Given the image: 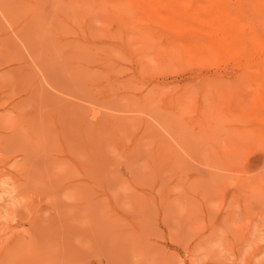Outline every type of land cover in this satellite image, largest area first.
I'll return each instance as SVG.
<instances>
[{"label": "rangeland", "instance_id": "374dc122", "mask_svg": "<svg viewBox=\"0 0 264 264\" xmlns=\"http://www.w3.org/2000/svg\"><path fill=\"white\" fill-rule=\"evenodd\" d=\"M99 2L0 0V264H264V5Z\"/></svg>", "mask_w": 264, "mask_h": 264}, {"label": "bare ground", "instance_id": "6f19581e", "mask_svg": "<svg viewBox=\"0 0 264 264\" xmlns=\"http://www.w3.org/2000/svg\"><path fill=\"white\" fill-rule=\"evenodd\" d=\"M74 1H76L78 4H82V1H84V0H74ZM99 1H102V2H99L100 4H107L109 7L111 6V8H113V10L115 11V17H114V19L115 20H117V22L118 23H123L124 24V27L125 28H129V29H133L134 27H135V23H133V22H131V20H129V17H131V18H133L134 19V22H138V23H141L140 25H144L145 27L144 28H142L141 26H137V28L139 29V31H140V35H139V37L144 41V46H139V51H140V55H141V57L145 60V58H146V20L147 21H149V22H151L150 20H152L153 22H152V24H154L155 25V23H154V21H157L159 24H161L163 27H165V28H175V29H177V30H182L183 28H184V30L185 31H188V30H186V29H188V28H192V24H197V26H198V24H199V26H200V24L203 26V27H207V28H211L212 30H213V26L215 25V23H214V25L212 26V22H210L212 19H210V21H207V20H200V19H198V17L197 16H193L192 15V13H196V10L198 9V8H201V9H203V11L204 10H210V8L209 7H207V5L205 6V5H203V3L204 4H208V5H212V6H215V8H216V6L219 8V7H222L221 9H219V10H222L223 9V11L225 10L224 9V6L226 5V7L228 6L227 4H222L221 2H220V0H201L203 3H202V5H200L201 4V2H200V4H199V2H198V4L196 3V2H191V0H188V1H184V0H167L168 1V3H165V2H163V1H156V0H99ZM165 1V0H164ZM240 1V0H239ZM243 1V3H244V1L245 0H242ZM253 1V0H252ZM260 3H262L263 5H264V0H258ZM229 2H230V0H229ZM92 3V2H91ZM194 5H193V4ZM224 3H225V0H224ZM232 4V3H231ZM235 4V3H234ZM233 4V5H234ZM237 5V4H236ZM232 6V5H231ZM230 6V7H231ZM238 6V5H237ZM240 7H241V5H239ZM238 6V7H239ZM256 6H258V5H256ZM177 7H179L178 9H180V7L181 8H183V11L184 10H186L187 12H190V14H191V16H190V22L188 23V22H186L185 20H186V18H185V20H176V18H175V20L176 21H174V20H172L171 18L169 19V18H167V17H158V18H156V19H153V18H149L148 16V18H146V14L147 15H150V16H153V14H154V12H156V11H158L159 12V10H161V9H164V8H169V10H170V8L172 9V10H174L175 8H177ZM243 7V6H242ZM214 8V9H215ZM217 8V9H218ZM229 8V7H228ZM232 8V7H231ZM178 9H177V12H178ZM213 9V10H214ZM230 9V8H229ZM258 9H260V8H258ZM199 10V9H198ZM208 10V11H209ZM216 10V9H215ZM168 11V10H167ZM181 12H182V10H180ZM208 11H207V13H208ZM226 11V10H225ZM148 12V13H147ZM153 12V13H152ZM164 12V11H163ZM186 12V13H187ZM221 12V11H220ZM168 13V12H167ZM180 13V12H179ZM204 13V12H203ZM216 13H218V11H216ZM152 14V15H151ZM159 14V13H158ZM160 14H162V13H160ZM166 14V13H165ZM197 14H199V13H197ZM205 14V13H204ZM203 14V15H204ZM214 14H215V12H214ZM223 14V13H222ZM183 15H185L184 14V12H183ZM188 15V14H187ZM202 15V16H203ZM216 15V14H215ZM219 15V14H218ZM239 15V14H238ZM163 16V15H162ZM172 16V15H171ZM189 16V15H188ZM205 16H206V14H205ZM154 17V16H153ZM207 17H209V15H207ZM207 17H202V18H207ZM253 17V16H252ZM172 18H174V17H172ZM188 18V17H187ZM212 18V17H211ZM218 18H222V20L221 19H218ZM225 18V17H224ZM223 17H218L217 16V18H216V21L217 22H219V25H216V28L217 29H215V32H216V34L218 33V34H220V36L219 37H216L217 38V41H218V43L220 44V43H223V41H225V39H226V37H225V34H224V36H223V34L222 33H225L224 32V30L223 29H226V27L228 26V24H227V22L225 21V19H224ZM189 19V18H188ZM218 19V20H217ZM240 19V18H239ZM252 19V18H251ZM215 20V19H214ZM216 21H214V22H216ZM232 20L230 19V22H231ZM217 22H216V24H217ZM157 23V24H158ZM212 23V24H211ZM229 23V22H228ZM237 23H238V21H237ZM240 23V22H239ZM244 23V22H243ZM157 24L155 25V26H157ZM227 24V25H226ZM230 24V23H229ZM245 24V23H244ZM232 25V24H231ZM256 25V24H255ZM159 26V25H158ZM190 26V27H189ZM220 27V28H218V27ZM234 26V25H233ZM194 28H195V26H193ZM229 27V26H228ZM230 28H232V27H230ZM239 28V27H238ZM251 28V27H250ZM264 28V27H263ZM197 29L199 30V27H197ZM201 29H202V27H201ZM244 29V28H243ZM245 29H247V28H245ZM197 30V31H198ZM203 30V29H202ZM206 30V29H205ZM168 31V30H167ZM226 31H228V30H226ZM236 31V30H235ZM252 31V30H251ZM169 32H170V30H169ZM173 32V31H172ZM179 32V31H178ZM205 32V31H204ZM229 32V31H228ZM236 32H238V31H236ZM236 32H234V33H236ZM243 32V31H242ZM249 32V31H248ZM194 33V32H193ZM197 33V32H196ZM230 33V32H229ZM241 33V32H240ZM247 33V32H246ZM245 33V34H246ZM184 34V33H183ZM215 34V33H214ZM238 34V33H237ZM236 34V35H237ZM242 34V33H241ZM256 34H259V33H256L255 32V36H256ZM173 35V34H172ZM226 35H227V33H226ZM244 35V34H243ZM260 36H261V34H259ZM259 35H257L256 37H258ZM173 36H175V35H173ZM187 36V35H186ZM209 36V35H208ZM235 36V35H234ZM246 36H247V34H246ZM178 37H179V35H178ZM181 37V36H180ZM183 37V36H182ZM201 37L202 36H200V40H201ZM238 37V36H237ZM240 37V36H239ZM244 37V36H243ZM243 37H240V38H242L243 39ZM252 37H254V36H252ZM174 38V37H173ZM172 38V39H173ZM191 38H192V36H191ZM191 38H188V39H190L189 41L190 42H192V41H194V39H196V37H194V39L192 40ZM203 38H205V37H203ZM248 38V37H247ZM246 38V39H247ZM254 40H255V38H253ZM263 39V38H262ZM211 40V39H210ZM209 40V41H210ZM156 41V40H155ZM164 41V40H163ZM177 41H181V40H177ZM182 41H184V40H182ZM181 41V43L183 44V42ZM186 41H188L187 40V37H186ZM186 41H184V42H186ZM196 41V40H195ZM194 41V44L196 43L197 45H199L197 42H195ZM197 41H199L198 39H197ZM202 41H203V39H202ZM213 41V40H212ZM250 41H252V40H250ZM263 41V40H262ZM261 41V42H262ZM158 42V41H157ZM199 42H201V41H199ZM207 43L208 41H206V40H204L203 42H202V44L203 43ZM211 42V41H210ZM214 42V41H213ZM213 42H211L210 44H209V42L207 43V46H208V44L211 46L212 45V47H213V45H214V43ZM264 42V41H263ZM180 43V42H179ZM187 43V42H186ZM213 43V44H212ZM226 43H229V42H226ZM240 43V42H239ZM165 44H166V42H165ZM193 44V45H194ZM202 44L200 43V45H201V47H202ZM219 44H217L218 46H219ZM232 44V43H231ZM204 45V44H203ZM216 44H215V46H217ZM243 45V44H242ZM253 45V44H252ZM177 46V45H176ZM184 46H186V44H184ZM189 46V45H188ZM205 46V45H204ZM203 46V47H204ZM190 47L193 49V47H192V45H190ZM194 47H195V45H194ZM198 47V46H197ZM212 47H209V50H210V48L212 49ZM232 47V46H231ZM179 48V47H178ZM177 48V49H178ZM214 48V47H213ZM216 48H218V47H216ZM215 48V49H216ZM246 48V47H245ZM166 49V48H165ZM169 49V48H168ZM175 49V48H174ZM174 49H172V50H174ZM190 49V48H189ZM188 49V50H189ZM194 49H196V48H194ZM193 49V50H194ZM198 49H200V46L198 47ZM205 49V48H204ZM214 49V50H215ZM222 49V48H221ZM235 49V48H234ZM167 50V49H166ZM172 50H170L171 52H170V54L172 53H174V52H177L178 50H176L175 49V51H172ZM180 50V49H179ZM182 50V49H181ZM180 50V51H181ZM184 50H185V48L183 49V51L182 52H184ZM186 50H187V48H186ZM201 50H202V48H201ZM201 50H199L200 52H201ZM218 50V49H217ZM217 50H215V51H217ZM226 50V49H225ZM229 50H230V48H229ZM232 50V49H231ZM236 50V49H235ZM253 50V49H252ZM168 51V50H167ZM196 51V50H195ZM207 51H208V49H207ZM207 51L205 50V52L207 53ZM212 51H213V49H212ZM212 51L210 50V51H208L209 53L211 52V55H213L214 57L217 55V53L214 55V52H213V54H212ZM228 51V50H227ZM248 51V50H247ZM244 52H246V51H244ZM254 52V51H253ZM188 53V52H187ZM191 52H189V54H190ZM196 53H198V52H196ZM202 54H203V52H201ZM200 53V54H201ZM182 54H185V52L184 53H182ZM199 54V55H200ZM221 54V53H220ZM238 54V53H237ZM188 55V54H187ZM186 54L184 55L185 56V59H186V56H187ZM191 55H193V53L191 54ZM191 55H190V57H191ZM197 55V54H196ZM218 55H219V51H218ZM201 56V55H200ZM204 56H205V54H204ZM212 56V57H213ZM220 56V55H219ZM197 57V56H196ZM208 57H210V56H205V58L206 59H208ZM188 58V57H187ZM188 59H191V58H188ZM188 59H186V60H188ZM195 59V58H194ZM197 60H198V58H196ZM203 59V58H202ZM192 61H193V58L191 59ZM197 60H196V62H197ZM188 61H190V60H188ZM206 62V61H205ZM238 62V61H237ZM201 63H203V62H201ZM207 63V62H206ZM256 64V63H255ZM262 65H260V67H261ZM260 67H258V69H261L262 70V68H263V66H262V68H260ZM256 70V69H255ZM247 71H248V69H247ZM261 72V71H260ZM261 74V73H260ZM262 78V77H261ZM264 78V77H263ZM258 80V79H257ZM226 85V84H225ZM254 86V85H253ZM256 87V86H255ZM255 90V89H254ZM262 90V89H261ZM240 91V90H239ZM226 92V91H225ZM241 92V91H240ZM86 95V94H85ZM92 98V97H91ZM247 98V97H246ZM250 99V98H249ZM111 100V99H110ZM115 101H116V99H114ZM90 101V100H89ZM91 102V101H90ZM112 102V101H111ZM247 102V101H246ZM106 104V103H105ZM112 104V103H111ZM253 104V103H252ZM251 104V105H252ZM250 105V106H251ZM107 106V105H106ZM231 112V111H230ZM90 113V112H89Z\"/></svg>", "mask_w": 264, "mask_h": 264}]
</instances>
